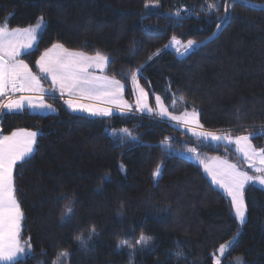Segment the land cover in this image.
Instances as JSON below:
<instances>
[{
  "label": "trees",
  "instance_id": "obj_1",
  "mask_svg": "<svg viewBox=\"0 0 264 264\" xmlns=\"http://www.w3.org/2000/svg\"><path fill=\"white\" fill-rule=\"evenodd\" d=\"M147 2L0 0V24L46 21L38 47L22 56L34 72L53 44L99 52L109 58L104 73L125 85L132 106L137 82L154 107L161 96L170 113L195 109L202 128L248 135L264 149V0H153L158 6L146 9ZM173 37L196 44L181 56L170 47ZM47 100L58 113L25 108L0 116L2 135L38 133L35 152L15 170L21 240L31 245L17 264H216L220 245L239 232L220 264H264V187L245 186L241 224L228 194L179 153L198 147L256 174L233 145L199 138L154 113L91 116L73 112L63 98ZM121 129L127 131L114 132ZM141 233L152 237L147 247L138 243Z\"/></svg>",
  "mask_w": 264,
  "mask_h": 264
},
{
  "label": "snow or ice",
  "instance_id": "obj_2",
  "mask_svg": "<svg viewBox=\"0 0 264 264\" xmlns=\"http://www.w3.org/2000/svg\"><path fill=\"white\" fill-rule=\"evenodd\" d=\"M158 4L149 0L145 3V8H154ZM225 16L223 21L228 19L229 9L224 8ZM179 15V13H177ZM39 22L34 26L25 28H13L9 30L6 26H0V97L7 96L10 93H36V99L39 103L34 102L32 95H19L16 98H9L7 103L0 100V111L7 110L15 112L22 110L27 103L30 108H50L51 105L43 103V95L47 91L41 85V79L34 74L24 59H20L22 55H32L30 51L34 46L38 47V30L45 23L43 17L38 18ZM222 25L217 24L219 29ZM174 43H178L175 37L172 38ZM196 42L187 41L186 51L193 47ZM167 47V45H166ZM61 50L63 55L53 56L54 50ZM108 57L101 55L99 52L95 56H87L82 52H70L61 44H53L52 48L46 49L45 52L36 60L41 74L45 79L50 78L53 91L59 90L61 96L67 92L69 99L67 105L73 111H85L93 116H109L112 114L111 107H99L90 104H80L77 100L71 98L74 93L86 95L89 99L105 101L109 105H116L120 111L130 109L121 97V93L125 87L119 81L111 79L107 76H98L89 72L90 68L103 69L108 63ZM143 65H141V68ZM139 71V70H138ZM136 74H133L135 80ZM148 93L142 88L137 98L136 104L140 111L148 108L145 100ZM160 106L159 115L168 116L174 121L182 120L183 123L191 125L194 121L198 125L199 113L193 109L191 113L185 112L183 117L174 116L164 107L161 98L155 97ZM201 136L211 137L213 140L219 141L225 139L228 143H235L237 150L241 152L245 159L251 161L250 167H254L258 175H250L247 171H242L236 164L229 163L219 158H214L217 163L213 165L204 164V170L212 177V182L219 185L231 198V206L235 214V218L243 224L246 220L247 205L245 202V186L258 182L264 185V149H255L252 146L251 138L248 135L238 136L235 138L228 136H218L214 133H200ZM38 133L27 129H18L9 135L0 134V262L4 264H17L19 254H31L30 244H21V221L24 219V213L20 203L16 198L14 172L21 163L34 151V145L37 144ZM195 153V149H189ZM259 165V166H257ZM121 170L123 166L121 165ZM160 175L159 166L153 172V176ZM105 182H110V177L105 176ZM72 212L71 209L68 210ZM70 218V217H69ZM64 219V217H62ZM96 234L93 228L89 232L88 239ZM152 237L145 236L141 233L138 243L143 247H147ZM82 246H86V242L81 236L76 237ZM123 243V242H121ZM225 245H220V253L224 252ZM67 256V253H63ZM216 264H220L219 259Z\"/></svg>",
  "mask_w": 264,
  "mask_h": 264
},
{
  "label": "rangeland",
  "instance_id": "obj_3",
  "mask_svg": "<svg viewBox=\"0 0 264 264\" xmlns=\"http://www.w3.org/2000/svg\"><path fill=\"white\" fill-rule=\"evenodd\" d=\"M43 20H44V19H43ZM44 22L46 23L45 20H44ZM45 23L43 24L44 26H45ZM176 40H178V39H176ZM178 41H179L178 43H174L173 40H172V42H171V44H170V47L176 49V50L178 51V53H179L181 56L186 55L187 53H189V52L192 50L193 47L190 48V49H187V51H186L185 49H186L187 43L183 44L180 40H178ZM195 44H196V43H195ZM195 44H194V45H195ZM61 45H62V44H61ZM194 45H193V46H194ZM63 47L71 52V50L68 49V48H66L64 45H63ZM83 53H84V52H83ZM84 54L87 55V56H95V55H90V54H86V53H84ZM52 55H53V56H56V55H63V52H62L61 50L57 49V50H54V51H53ZM106 67H107V64H106V66L103 67V69H99V68H95V67H93V68H95V69L97 70V72H98L97 75H98V76H107V77H109V78H111V79H115V80L119 81L122 85H124L120 80H118V79H116V78H114V77H111V76H109V75H106V74L104 73ZM37 76H39V75H37ZM39 77H40V76H39ZM40 79H41L42 84L47 85V86L50 87V89H52V87H51L49 84H47L48 81L51 83V79H50V78L45 79V78L40 77ZM51 84H52V83H51ZM141 88H142L145 92H147V91H146V90H145V89H144L139 83L135 82L136 101H137V98H138V96H139V94H140V89H141ZM57 92L60 93L59 90H58ZM65 93H67V92H65ZM65 93H64V95H65ZM147 93H148V92H147ZM77 94L80 95L79 93H77ZM121 96H122V97H120L121 99H122V98H123L124 100L126 99L125 96H124L123 91H122V93H121ZM157 96H158V95H157ZM159 97L161 98V101H162L164 107H165V108L167 109V111L169 112V110H168L167 106L165 105V103H164L162 97H161V96H159ZM44 100H46V99H44ZM67 100H68V99L66 98V99H65V102H66ZM77 101H78V103H80V104H90V105H94V104L90 103V101H84V100H81V99H80V100L77 99ZM145 103H147L148 108H150L151 111H148L147 109H145L144 111H140L139 108L137 107L136 102H135V104H134L135 106H132V104H131V103L129 104V102H128V104L131 106L130 109H126V110H124V111H120L119 109H113V110H112V114H114V113H123V112H131V111H133V109H137L139 112H142V113H146V114H153V113H154V114H158V115H159L160 106H159V104L157 103L156 99H155L156 106L154 107V106L151 104V102H150V97H149V93H148V96H147V98H146V100H145ZM44 104H46V105H51V107H50V108H46L47 110H41V111H43L42 113H58V111H59L58 108H57L54 104H52L50 101L46 100V103H44ZM66 104H67V103H66ZM96 106H97V105H96ZM40 109H44V108H40ZM71 110H72V109H71ZM44 111H47V112H44ZM72 111H73V110H72ZM73 112H76V113H85V114L91 115L90 113L85 112V111H73ZM185 112H187V113H191L192 111H185ZM185 112H183L182 114H179V115L172 114V113H171V114L174 115V116L183 117V114H184ZM169 113H170V112H169ZM91 116H93V115H91ZM162 117L167 118L169 121H171L172 123H174V124L177 125L178 127L185 128V129L189 130V131H190L192 134H194L195 136H198L199 138H202V139H204V140H208V141H210V142H212V143H214V144L228 143V141L225 140V139H221V140H219V141H216V140H213L211 137L201 136L200 133H201V132H204V133H209V132H210V133H214L215 135L222 136V137H224V136H228V137H232V138L238 137V136H236V135H234V134H231V133L215 132V131H212V130L204 129V128H202V126H201L200 123H199V118H198V125H197V123L194 121L191 125H187V126H186V125L183 123L182 120H180V121H174V120L170 119V117H168V116H162ZM126 131H127V129L114 130V132H116V133H121V132L125 133ZM240 136H244V135H240ZM251 143H252L253 148H255V149H261V148L256 147V146L253 144L252 141H251ZM228 144H231V145L234 146L235 151H236V153L239 155V157L241 158V160L244 161V163L247 164V165L250 167L251 161L245 159L244 155H243L241 152H239V151L237 150V146H236V144H235L234 142H233V143H228ZM189 149H195L196 151H195V153H193V152H190ZM179 153H180L181 155H183V156L188 157L189 159H191V160H193L194 162H197V163H200V161H203L204 164L213 165V164L217 163V161H216L214 158H219L220 160H225V161H228L229 163L236 164V165L238 166V164L235 163L234 161H232L229 157H223V156H219V155H210V154H208V153H205V152L201 151L198 147H194V146H190V147H188L187 149L180 150ZM200 164L204 167V164H202V163H200ZM257 166H259V165H257ZM238 168H239L240 170H242V171H246V170L240 168L239 166H238ZM250 168H251L252 170L255 171V168H254V167H250ZM160 171H161V170H160ZM205 172H206V171H205ZM247 172H248V171H247ZM255 172H256V171H255ZM206 173H207V172H206ZM248 173H249L250 175H258V174H259V173L252 174V173H250V172H248ZM207 174H208V173H207ZM208 175H209V174H208ZM209 176H210V175H209ZM210 177H211V176H210ZM211 178H212V177H211ZM252 183H256L257 185H259V186H261V187H264V185H260L258 182H252ZM216 185H217V184H216ZM217 186L220 187L219 185H217ZM220 188H221V187H220ZM221 189H223V188H221ZM223 190H224V189H223ZM246 219H247V212H246ZM245 221H246V220H245ZM244 223H245V222H244ZM244 223H243V224H244ZM239 235H240V232L237 233L232 239H230L229 241H227L225 244H223V245H225L224 252H223V253H220V251L218 250V252L215 254V263H216V260H217V259H219V261H220V263H221L222 259L227 255V253L231 250V248L233 247V245L235 244V242H236L237 239L239 238Z\"/></svg>",
  "mask_w": 264,
  "mask_h": 264
},
{
  "label": "crops",
  "instance_id": "obj_4",
  "mask_svg": "<svg viewBox=\"0 0 264 264\" xmlns=\"http://www.w3.org/2000/svg\"><path fill=\"white\" fill-rule=\"evenodd\" d=\"M0 26H6V25H2V24H0ZM32 26H34V25H32ZM7 27V26H6ZM9 30H11V29H13V28H9V27H7ZM25 28V27H24ZM43 28H44V25L42 26V28L40 29V30H38V37H39V34H40V32L43 30ZM178 41V40H177ZM179 42V41H178ZM35 47V46H34ZM52 48V47H51ZM31 51V50H30ZM71 52H80V51H73V50H71ZM83 53V52H82ZM23 56V55H22ZM22 56L20 57V59H23L22 58ZM25 62H26V60H25ZM27 63V62H26ZM29 65V64H28ZM29 67H30V65H29ZM31 68V67H30ZM39 69V68H38ZM32 70V69H31ZM32 72L34 73V74H36V75H39L40 77H42V78H44V76H43V74H41V72H40V70L38 71V73L37 72H34L33 70H32ZM89 72L90 73H92V74H94V75H97L98 74V72H97V70L95 69V68H90L89 69ZM47 84H49L51 87H52V84L48 81V83ZM41 85H42V87L45 89V90H47L45 93H44V95H43V103H46V100H47V97L48 96H57V97H60V98H63L64 99V101H65V99L67 98V99H69L70 97H69V95H68V93H65V95L63 94L62 96H61V94L60 93H58L57 91L58 90H55V91H53V88L52 89H50V87L49 86H47V85H44V84H42V82H41ZM123 93H124V89H123ZM19 95H32L33 97H34V102H36V103H39V100L38 99H36V97L38 96V94H36V93H27V92H25V93H15L13 96H9V95H7V96H3V97H0V100H2L4 103H7V100L11 97V98H16V97H18ZM122 97V96H121ZM71 98H73V99H75V100H77V99H81V100H84V101H90V103H92V104H94V105H97V106H99V107H111L112 108V110L113 109H118L117 108V106L116 105H109L107 102H105V101H100V100H94V99H89L88 98V96H86V95H78L77 93H74L73 94V96L71 97ZM44 99H46V100H44ZM122 100L123 101H125L127 104H128V101L125 99H123L122 98ZM130 104V103H129ZM128 104V105H129ZM68 106V105H67ZM69 107V106H68ZM25 108H28V109H30L31 111H33V112H39V113H42L43 111H41V110H47L46 108H44V109H40V107H36V108H30V107H28V105H27V103L25 104V107H24V109ZM69 109L71 110V108L69 107ZM23 110V109H22ZM17 111H21V110H17ZM3 112H8L7 110H4V111H0V114H2ZM44 112H47V111H44ZM18 129H26V128H18ZM18 129H16V130H18ZM16 130H14V131H16ZM27 130H29V131H34V130H30V129H27ZM13 132V131H12ZM34 132H36V131H34ZM9 134H11V133H8V134H4V135H9ZM37 139H38V136H37ZM37 145V144H36ZM36 145H34L33 147H34V151L30 154V156L35 152V150H36ZM28 158V157H27ZM212 179V178H211ZM14 182H15V172H14ZM17 198V197H16ZM18 200V199H17ZM21 228H22V221H21ZM20 239H21V233H20ZM21 244H25L24 242H22V240H21ZM26 253H27V250H26ZM26 253H21V254H19V259L22 257V256H24ZM0 264H4V262H0Z\"/></svg>",
  "mask_w": 264,
  "mask_h": 264
},
{
  "label": "built area",
  "instance_id": "obj_5",
  "mask_svg": "<svg viewBox=\"0 0 264 264\" xmlns=\"http://www.w3.org/2000/svg\"><path fill=\"white\" fill-rule=\"evenodd\" d=\"M9 96H13V94L10 93ZM0 116H1V114H0Z\"/></svg>",
  "mask_w": 264,
  "mask_h": 264
},
{
  "label": "clouds",
  "instance_id": "obj_6",
  "mask_svg": "<svg viewBox=\"0 0 264 264\" xmlns=\"http://www.w3.org/2000/svg\"><path fill=\"white\" fill-rule=\"evenodd\" d=\"M241 264H242V258H241Z\"/></svg>",
  "mask_w": 264,
  "mask_h": 264
}]
</instances>
